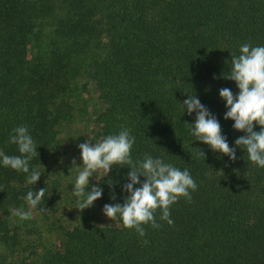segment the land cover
Instances as JSON below:
<instances>
[{
  "label": "trees",
  "instance_id": "trees-1",
  "mask_svg": "<svg viewBox=\"0 0 264 264\" xmlns=\"http://www.w3.org/2000/svg\"><path fill=\"white\" fill-rule=\"evenodd\" d=\"M245 43L264 46V0H0V151L20 155L9 140L26 126L38 153L30 171L42 174L31 185L0 163V264H264V168L235 146L244 133L219 97L238 94L222 76ZM188 95L216 117L234 161L191 135ZM82 120L84 137L67 133L76 154L126 128L134 161L147 154L188 169L197 189L171 205L173 224L158 209L160 227L142 225L140 236L103 214L124 203L127 165L98 172L89 190L99 186L101 198L75 209L61 135ZM44 187L30 219L13 215Z\"/></svg>",
  "mask_w": 264,
  "mask_h": 264
},
{
  "label": "clouds",
  "instance_id": "clouds-1",
  "mask_svg": "<svg viewBox=\"0 0 264 264\" xmlns=\"http://www.w3.org/2000/svg\"><path fill=\"white\" fill-rule=\"evenodd\" d=\"M222 78L234 81L239 90L237 95L229 88L219 90V97L225 102L227 109L224 119L233 121V129L244 133L235 140V146L243 149L253 164L264 168V46L253 47L248 43L241 45L239 55L231 57L228 75ZM180 105L182 114L185 110L188 115L195 113V123L190 125L191 135L195 140L203 142L212 151L226 155L234 161L235 148L229 146L226 137L222 135L218 120L200 100L195 95H188ZM256 126H259V131L253 130ZM13 133L9 142L18 146L20 155L9 156L0 151V163L17 172L27 173L28 183L34 185L42 175L35 168L30 171V160L38 155L37 146L26 126L15 128ZM134 141L135 137L130 136L129 130L125 128L118 134L108 135L95 144L88 141L79 144L82 163L75 166L73 161V165L78 169V175L74 181L72 194L77 198L75 209L83 211L90 208L94 201L102 196V189L97 185L86 191L90 177L97 172H102L107 177L114 166L127 165L130 171L127 173L129 182L122 187V191L127 193L124 203L105 204L102 211L110 220H116L119 216L124 228H134L140 236H144L146 233L142 225L160 227L155 218L158 209L161 212L160 219L169 225L173 224L174 221L169 218L171 205L181 197L191 201L190 190L195 191L197 185L186 168L180 170L162 159L147 154L143 160L134 161L131 157ZM197 149L198 154L204 157L203 151ZM140 177L144 178L143 182ZM44 197L45 187L36 192L30 190L24 197L30 210L16 209L13 215L21 220L30 219L31 209H37ZM111 198L115 199L114 196Z\"/></svg>",
  "mask_w": 264,
  "mask_h": 264
},
{
  "label": "rangeland",
  "instance_id": "rangeland-1",
  "mask_svg": "<svg viewBox=\"0 0 264 264\" xmlns=\"http://www.w3.org/2000/svg\"><path fill=\"white\" fill-rule=\"evenodd\" d=\"M83 99H85V102H87V104H86V106L87 107H90V105L92 104V97H90L89 96V94L87 93V94H85V95H83ZM83 125H84V120H82V123H81V125H79V124H77V123H75V124H71V125H69L68 127H66L65 126V128H64V130H63V133H62V135H61V137H62V139H64L65 141H64V144L65 145H67V147L65 148V149H62V152H64L65 154H64V156L67 158L68 157V159L69 158H71V159H69V161L68 162H65L66 163V165H67V171H72L73 172V174L71 173V175H68V178H71V177H74V180H73V184H74V181H75V178H76V176L78 175V169L75 167V166H80L81 165V163H82V161H81V159H80V150H79V148H78V150H77V154L75 153V148H74V150H72L71 149V145L68 143V136H67V133H69V132H71L72 130H73V128H78V130H79V136H81V137H84V132H83V128H81V127H83ZM75 131V130H74ZM73 131V132H74ZM74 134H76V132L74 133ZM67 137V138H66ZM80 137V138H81ZM76 149H77V147H76ZM73 151V152H72ZM61 152V151H60ZM60 152H59V154H60ZM73 154L75 155V157L73 158ZM62 156L61 155H57V153H55V159H56V162H55V165H56V168L58 167L57 165V162L58 161H60ZM73 161H75V166L73 165ZM61 168V165H59V169ZM96 174H98V172L97 173H94L93 174V177H90V179H89V184L90 183H92V181L96 178ZM90 188L88 187V188H86V191H90L89 190ZM67 210V209H66Z\"/></svg>",
  "mask_w": 264,
  "mask_h": 264
}]
</instances>
